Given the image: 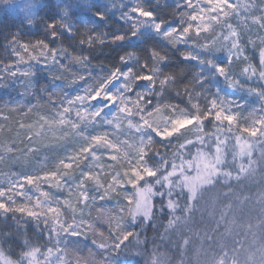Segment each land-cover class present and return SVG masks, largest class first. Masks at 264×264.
<instances>
[{
	"label": "snow or ice",
	"instance_id": "6c2138e0",
	"mask_svg": "<svg viewBox=\"0 0 264 264\" xmlns=\"http://www.w3.org/2000/svg\"><path fill=\"white\" fill-rule=\"evenodd\" d=\"M98 6L95 18L119 13L124 30L81 28L74 12L90 9L91 0H60L43 21V38H5L11 62L0 59V80L22 77L24 95L31 90L35 100L15 109L26 137L22 154L35 156L43 145L57 155L32 171L0 173V217L8 229H0V264H73L89 233L108 252L100 264H113L112 253L133 237L144 264H170L155 249L140 250L132 230L158 213L168 217L164 231L178 237L181 255L199 235L192 228L197 213L200 223L207 214L214 225L199 237L211 259L201 261L196 250V259L181 264H264V0H100ZM12 7L30 30L45 4L24 0ZM3 8L9 12L7 3ZM125 42L137 50L111 67L97 70L83 54L85 45L91 51ZM37 71L49 77L38 90L31 79ZM251 97L258 108L250 107ZM49 139L55 147L44 145ZM17 151L15 142L0 141V162ZM258 175L259 218L247 232L237 231L244 226L236 209L251 203L242 186ZM110 201L113 207H105ZM31 225L39 229L35 239L27 235ZM254 227L259 246L242 252L236 237ZM13 245L20 248L16 259Z\"/></svg>",
	"mask_w": 264,
	"mask_h": 264
},
{
	"label": "trees",
	"instance_id": "16d2710c",
	"mask_svg": "<svg viewBox=\"0 0 264 264\" xmlns=\"http://www.w3.org/2000/svg\"><path fill=\"white\" fill-rule=\"evenodd\" d=\"M11 1L12 0H0V13L4 10L3 6L5 5V3L8 4ZM172 2L173 0H160V3L162 5L165 3L171 4ZM55 5H57L55 0H48V3L45 5L44 9H41L38 13L42 18L41 22L37 23L30 30L22 25L21 14L19 12H17V17L15 18L9 17L7 19H0V59H3L5 62H11L8 52H6L4 49V45L7 43L5 38L8 37L10 39V34L19 33L20 39L24 42H27L28 40H32L33 42H35V40L43 38V21H46L48 19L49 9L52 8L54 10ZM109 22L110 25L112 24L111 30L106 32L109 35L116 34L124 30L123 26L119 25L117 22H114L112 19H109ZM78 25L81 28L87 27L90 29H94L91 26V19L89 17H86L84 21H79ZM65 46H67V44ZM84 48L85 51L83 54L89 56L92 65L98 69L100 68V66L111 67L118 61L119 56L122 55L125 51L137 50V48H133L127 42L119 46L96 45L91 51L88 50V46L86 45L84 46ZM69 51H71V48L69 49ZM33 80L36 84V90H38L41 84H47L49 82V77L45 79L37 78ZM57 84L59 85L60 82L57 81ZM24 92L25 87L23 83L8 96L4 94L0 95V112H3L4 116H9V119L7 121H4L2 117H0V124H5L7 126L4 131H0V141H7L9 143L15 142L16 145L19 142V140L16 139V135L19 134V129L16 125V121L20 118V114L15 111V109H18L21 105H29L35 103V100L31 95V90L28 95H24ZM249 105L250 107L258 108V106H255L254 100L249 103ZM258 154V151L254 153V158ZM255 179V183L246 182L245 185L242 186L243 195L248 196L251 200V203H248L243 207H237V223L244 226L243 229L238 228L237 231L247 232V224L251 222L253 225H255L259 218L260 209L257 204V200L259 199L258 193L261 188V185L259 184V175ZM240 191L241 189H237V192ZM94 215L95 214L93 213V217ZM167 219V216H160L158 213L157 218L152 223L145 222L144 226H137L132 229L133 231L139 233V240L141 241V243L138 247L140 250H146L150 253L153 251V249H155L157 252L161 253L162 256L170 262V264H181L182 261L186 262L189 258L196 259V250H199V259L201 261L211 259V251L208 248V242L199 238L200 236H203V234L209 227L214 226L207 214H205L204 216V222L200 223V213H197L196 222L192 225V228L193 232L198 233L199 235H193L194 244L192 248H190L184 255H181L180 251L177 249L176 241L178 240V237L174 234L165 233L164 231V227L167 224ZM8 223H10V221ZM98 228L102 230L104 232V236L107 237V224L101 222L98 224ZM0 229H3L4 231L8 230L3 219H0ZM252 233H257V229L255 227L252 229ZM252 233H249L247 236L240 235L236 237L237 239L241 240L244 245L243 249L241 250L242 252H247L248 249L256 248L259 246L260 237L258 233L256 235H253ZM27 235L29 238L35 239L33 233L29 230ZM91 238L94 237L91 236ZM21 239H23V237H21ZM130 239L132 240V243L128 248L120 250L118 254L115 252L112 253V256L114 258L113 264H144V257L136 255V252L138 250L135 243L136 238L133 237ZM91 243L92 242L90 241L81 242V244L79 245V248L82 251L77 253L75 256H79L81 258V264H83L84 262L83 258H87L90 262L89 259L91 258L88 255L89 249H91V253L93 249H95V247L92 246L93 244ZM13 251H20V248L13 245ZM95 257L97 260H99L98 251L96 250Z\"/></svg>",
	"mask_w": 264,
	"mask_h": 264
},
{
	"label": "rangeland",
	"instance_id": "374dc122",
	"mask_svg": "<svg viewBox=\"0 0 264 264\" xmlns=\"http://www.w3.org/2000/svg\"><path fill=\"white\" fill-rule=\"evenodd\" d=\"M55 1L57 4H60V0H55ZM168 1H172V0H168ZM41 2L46 5L48 3V0H41ZM125 2H127V0H125ZM145 2L151 3V2H153V0H145ZM23 3H24V0H12L10 3L7 4L9 12H5L3 10L0 13V19H7L9 17H13V18L17 17L18 11L15 12L16 9L12 6L13 5H19V4L22 5ZM99 3H100V0H91L90 9H89V7H83L80 10H76L74 12V15H73V20L77 23V25H78L79 21H81V20L84 21L86 17H89L91 19V26L97 32L102 33V34L108 32L112 28V24L110 25L109 19H112L114 22H117L119 25L123 26L124 28L126 27V25H124L120 21V19L118 18L119 13H112V12L106 13V18L104 20H100V19L95 18L93 16V13L95 11L100 10V8L98 6ZM61 6H62V4H61ZM164 15L166 16L167 13H164ZM249 54L250 55H257V59H256L255 63H258V54L254 53L252 51H250ZM37 67L39 68V66H37ZM96 69L99 70L98 68H96ZM47 77H48V75L46 73L37 71L36 75L34 77H32L31 79H37V78L45 79ZM23 83H24V79L22 77H17L15 79H8V80H0V95L4 94V95L8 96L17 87L21 86V84H23ZM172 95L174 96L175 93H173ZM253 100L255 101V106L259 107V101L256 100L254 97L249 98V103H251ZM173 102H178V101H173ZM49 136L51 137V134H49ZM16 139L19 140L17 147L20 149V151H17L14 154L13 158L5 157L4 160L2 162H0V173L7 174L9 172L17 173V172H21V171H32L35 168H39L45 162L46 159L49 163H51L53 161L54 157L57 155V152L50 151L49 147L42 145L40 148V152L37 155L33 156L32 154H28L27 156H25L22 153L26 149L27 144H26V142L25 143L21 142V141L26 140L24 130L19 129V134L16 135ZM44 145H50L52 147H55L56 142L54 139H49V140L44 142ZM3 180H4V176H0V182H3ZM45 188H47V185H45ZM114 203H115L114 201L107 202L105 204V207L111 208V207H113ZM93 213L95 214L93 218H95L96 213L95 212H93ZM0 219L4 220L3 217H0ZM41 227H43V226L41 225ZM29 231H31L33 233L34 231H39V229H36L35 225H31L29 227ZM91 236H92V234L89 233L87 239H85L84 237H81L80 239L82 242H88V241L91 242L93 239V238H91ZM92 246H94L95 249H93L91 255L88 254L89 257L91 258V259H89L90 264H92V263L93 264H100V262L105 257L108 256V253L103 252L96 245H92ZM95 250L98 251L99 260H97L95 257ZM70 251H74V249L70 247ZM19 252L20 251H13L12 250L9 254L12 256L13 259H16L17 254ZM71 259L73 260V264H76L77 257L75 255H73L71 257ZM83 264H84V262H83Z\"/></svg>",
	"mask_w": 264,
	"mask_h": 264
}]
</instances>
